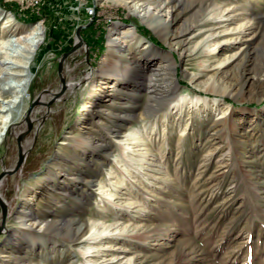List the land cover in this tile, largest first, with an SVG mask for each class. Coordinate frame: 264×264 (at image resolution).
Returning a JSON list of instances; mask_svg holds the SVG:
<instances>
[{
    "label": "rangeland",
    "instance_id": "374dc122",
    "mask_svg": "<svg viewBox=\"0 0 264 264\" xmlns=\"http://www.w3.org/2000/svg\"><path fill=\"white\" fill-rule=\"evenodd\" d=\"M119 1L0 0V8L20 24L40 22L44 28L29 65L27 110L39 93L59 90L57 63L74 44L63 60L65 81L79 80L101 64L113 23L133 25L157 49L131 42L115 75L113 107L132 110L138 119L124 123L122 113L113 117L118 121L106 118L103 104L109 100L102 99L109 96L102 97L90 120L93 143L66 149L68 156L81 157L74 166L79 171L63 175L52 195L42 189L32 203L48 219L63 215L71 220L75 231L83 230L82 238H68L63 225L45 231L40 223L16 224L21 245L8 262L1 260L5 251L0 249V264H264V72L254 71L264 61V0H192L194 7L184 13H178L177 0H159L173 9L166 32L148 27ZM93 5L91 16L87 8ZM200 7L205 8L201 14ZM184 27L189 55L172 51L178 82L173 96L167 104L146 107V97L136 91H143L149 69L168 49L163 39ZM233 36L237 39L213 50V42ZM8 52L0 43V82L7 75L4 61L20 58ZM113 59L106 62L109 70ZM82 87L50 100L47 114L34 103L32 121L23 128L22 122L15 123L0 140L1 175L18 160L19 142L32 138L21 170L8 173L1 187L10 226L24 183L34 184L31 176L41 175L62 136L74 127L84 102ZM133 95L138 101H132ZM133 135L143 141L133 143ZM68 182L71 197L62 192ZM1 216L0 208V222ZM7 237L1 227L0 243ZM86 247L90 252H82Z\"/></svg>",
    "mask_w": 264,
    "mask_h": 264
},
{
    "label": "bare ground",
    "instance_id": "6f19581e",
    "mask_svg": "<svg viewBox=\"0 0 264 264\" xmlns=\"http://www.w3.org/2000/svg\"><path fill=\"white\" fill-rule=\"evenodd\" d=\"M119 2H122L126 6L129 13L136 15L142 23L152 29H161V31L163 30V32H166L171 23L169 19L172 17L171 15L173 13L172 6L161 4L159 3V0H121ZM175 3H178L177 7L180 9L178 13H184L194 7V1L192 0H177ZM203 9L205 10L204 7L198 8V13L201 14ZM173 16L176 17L179 16V14L177 15L176 13L173 14ZM1 17H5V21H3L4 23L0 26V43L5 44L7 49H9L8 54L12 52L20 58H8L4 61L6 64L5 69L7 75L0 82V112H3L0 114V140L4 137L7 131L12 129L15 123L22 122L23 128L26 123L32 121L31 115L29 116V112L31 110H29V108L28 110L25 109V105H27V103L29 104V102L26 103L25 101L28 94L27 89L33 76V72L31 71L29 65L36 47L42 41L44 34V28L40 22H35L28 26L20 24L9 11L0 8V18ZM186 29H188V27H184L176 31L173 37L169 36L168 38L163 39V42L166 44L168 49L160 52L162 54V56L158 58L160 60H156L155 63L152 64V68L149 69V74L147 76L149 83H147V85L144 84L146 86L143 91H136L138 94L146 97V107H152L154 104L159 105L161 102L167 104L172 98L173 94L171 90H175L178 85L177 79L174 77V67L176 66V61L173 59L172 51L177 50L179 55H189V53H185L187 49L183 43V35ZM202 31L203 30L200 29L197 32L200 33ZM210 34L212 33L208 32L206 35L209 36ZM5 37L6 39L2 40ZM236 39L237 37L233 36V38L226 37L216 40L213 42V50L216 51L220 44L232 42ZM133 41L141 42L144 47L149 46L155 51L157 50L154 45H151L147 39L143 38L136 32L133 25L121 24L118 22L111 24L107 35L106 49L100 59L101 64L96 68L91 69L89 72L87 71V75L79 80L69 77L65 81L63 85V94L67 95V93H74L75 90L83 86L81 89L83 90L81 91V96L84 95V102L82 103L74 127L68 134L63 135L61 140L58 142L60 147L56 152V155H54L52 161H50L40 172L41 175L39 177L31 176L30 180H34V184L30 185L29 181L24 183L23 189L19 192L20 208L16 211L14 216L13 221L15 222V225L10 226L8 220H4L3 223L0 224L3 230L8 232V237L0 243V249L5 251V254L3 255L4 257L1 259L2 261L8 262L11 260L14 253L18 252L19 246L21 245V235L19 234L21 230L19 229V226H16V224L23 225L25 227H33L35 223H40V225H45V231L49 227L53 228L63 225V227L66 226V228H64L67 231L68 238H72L73 240L82 238V234L84 233L82 232L83 230L78 229L75 231L72 227L71 220L64 218L63 215H60L58 219H48V216L45 213L39 215L35 209H33L32 203L34 202V204H36L38 195L41 193L42 189L46 188L48 196L52 195L55 188L65 180L63 175L68 173L75 174L79 171L78 169H75L74 166L77 164V161H80L81 157L78 155L75 158L68 156L66 149L71 148L73 150H80L82 149L84 143H90V145L93 143V137L95 134L89 130L90 120L95 111L96 103L102 97L106 95L109 96L108 99H102L109 100L106 102L104 101L105 103L103 104V111L106 118L111 119L112 121H118V119L113 117L116 114L120 115L122 113L124 119L126 118L124 123H128V120L138 119L136 117L137 115L135 116L131 113L132 110H122L117 112V109L113 107V101L117 94L115 75L122 70L121 61L124 59L123 56L128 54L129 44ZM201 47L203 50L209 51L208 48L204 47L202 41ZM240 52L243 56H247L248 45L241 48ZM114 56H116V58ZM109 59H113L111 63L113 67L110 70L108 69V64H106ZM254 71L260 74L263 73L264 61L262 65H259V67L254 69ZM65 73L66 72H64V75ZM246 79L249 81L251 78ZM169 83H171L172 86ZM245 83L246 81L243 82V84ZM85 89H87L86 93L84 92ZM109 90L112 91L108 93ZM59 93L60 91L58 89L51 90L48 93L41 92L35 97V101L39 103L40 107H42L47 114L50 110L46 108V104L48 105V102L54 98H62L63 94L59 95ZM131 99L133 102L138 101V97L134 95ZM103 123L108 124V121L106 122V120H103ZM22 128L15 131L14 136L20 133ZM132 131L134 130H131V132ZM117 132L121 134L122 130H118ZM125 134L126 133H124V135ZM142 141L143 139H141V135L132 136L133 143L137 144ZM31 145L32 138L22 139L18 149V160H22L21 163H18V160H14L10 166L4 168L2 174L0 175V204L4 207L9 206V203L4 200L5 198L1 191V187L7 179L8 173H19L21 170V164L27 156ZM122 148L124 149L125 146L122 145ZM22 181L25 182L23 179ZM69 183L70 182L62 185V192L67 193L68 197H71L72 185ZM27 194L28 201L23 200V195ZM59 201H63V199H60ZM82 252L88 253L90 252V248L86 247L82 249ZM90 262L94 263V261Z\"/></svg>",
    "mask_w": 264,
    "mask_h": 264
},
{
    "label": "water",
    "instance_id": "95a60500",
    "mask_svg": "<svg viewBox=\"0 0 264 264\" xmlns=\"http://www.w3.org/2000/svg\"><path fill=\"white\" fill-rule=\"evenodd\" d=\"M80 27H82V26H78L77 27V30H76V36H77V41L78 42H81L82 41V39H81V37H80V35H79V33H78V30H79V28ZM76 45L77 44H74L68 51H66V52H64V53H62V55L60 56V58H59V60H58V63H57V72H58V74H59V77H60V86H59V91H60V93L63 91V88H64V83H65V75H64V69H63V60L65 59V57L69 54V53H71L75 48H76ZM43 91H47V89H44ZM59 93V94H60ZM34 103H36V101H35V98H34V100L31 102V104H30V106H29V110H31L30 108L33 106V104ZM19 140L21 139V138H18ZM18 145H20V142H19V144ZM19 149V148H18ZM21 161L22 160H18V163H21ZM0 202H1V200H0ZM0 208H1V211H2V216H1V222H0V224H2L3 223V221H4V216H5V210H6V207H4V206H2L1 204H0ZM0 229H1V225H0Z\"/></svg>",
    "mask_w": 264,
    "mask_h": 264
},
{
    "label": "built area",
    "instance_id": "2783aa9c",
    "mask_svg": "<svg viewBox=\"0 0 264 264\" xmlns=\"http://www.w3.org/2000/svg\"><path fill=\"white\" fill-rule=\"evenodd\" d=\"M32 3H38L39 0H31ZM87 12L89 15L94 16L95 15V6H91L87 8Z\"/></svg>",
    "mask_w": 264,
    "mask_h": 264
},
{
    "label": "trees",
    "instance_id": "16d2710c",
    "mask_svg": "<svg viewBox=\"0 0 264 264\" xmlns=\"http://www.w3.org/2000/svg\"><path fill=\"white\" fill-rule=\"evenodd\" d=\"M142 33H145L143 29H141Z\"/></svg>",
    "mask_w": 264,
    "mask_h": 264
}]
</instances>
